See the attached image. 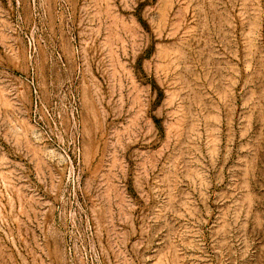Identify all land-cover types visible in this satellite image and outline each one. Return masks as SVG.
<instances>
[{
    "label": "rangeland",
    "instance_id": "rangeland-1",
    "mask_svg": "<svg viewBox=\"0 0 264 264\" xmlns=\"http://www.w3.org/2000/svg\"><path fill=\"white\" fill-rule=\"evenodd\" d=\"M0 264H264V0H0Z\"/></svg>",
    "mask_w": 264,
    "mask_h": 264
}]
</instances>
